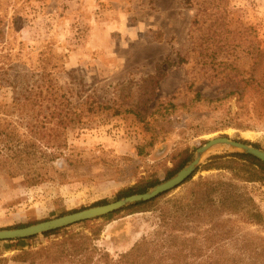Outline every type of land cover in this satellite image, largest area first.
Here are the masks:
<instances>
[{
    "label": "rangeland",
    "instance_id": "374dc122",
    "mask_svg": "<svg viewBox=\"0 0 264 264\" xmlns=\"http://www.w3.org/2000/svg\"><path fill=\"white\" fill-rule=\"evenodd\" d=\"M190 2L0 0V124L5 134H16L11 143L10 137L0 142V230L113 203L137 183L168 180L181 158L191 161L214 138L264 151V68L255 65L264 49V0ZM196 14L201 24L194 29ZM49 84L57 104L82 120L64 130L62 155L53 161V150L28 133L50 119L38 105L52 103L36 96ZM17 100L35 108L20 116L12 107ZM230 153L208 151L192 182L232 180L226 171L200 170L211 157ZM190 184L165 193L160 207ZM242 187L262 224L220 219L232 232L214 245V262L262 264L256 257L264 254V182ZM157 214L122 212L65 230L104 225L95 243L117 257L156 231ZM8 243L0 242L1 257L21 264ZM31 243L38 248L49 239Z\"/></svg>",
    "mask_w": 264,
    "mask_h": 264
},
{
    "label": "trees",
    "instance_id": "16d2710c",
    "mask_svg": "<svg viewBox=\"0 0 264 264\" xmlns=\"http://www.w3.org/2000/svg\"><path fill=\"white\" fill-rule=\"evenodd\" d=\"M184 2L191 3L190 0H184ZM202 13H206V10ZM197 16L196 14L192 22L194 29L201 24ZM211 17L215 18V15H210ZM260 62L263 63L264 68V49L259 51L258 62L255 65L258 67ZM52 88L54 87L51 84L46 85L45 92L40 91L36 95L42 101L52 103L49 108L38 105L39 112L47 110L50 119L43 122L37 130L28 132L34 138V143L53 150L50 153V161L62 155L61 151L65 146L64 130L82 123L79 114L65 111L61 108V103L57 104L60 98L56 91H52ZM196 98H200L199 93L196 94ZM25 100L28 101V99ZM17 101H14L12 107L20 116H28L35 108L33 102L29 104ZM99 106L97 105V108ZM87 112H92V107L88 108ZM48 122L54 123L48 125ZM11 133L16 137L14 132ZM11 133L5 134L0 124V142L4 141L2 137H10L11 143ZM242 143L246 144V142ZM24 145L26 146L27 143ZM23 154L25 158L30 157L28 152ZM189 162V155L181 158L175 168L168 172L167 178L173 176ZM200 170L226 171L232 174L233 179L223 181L200 177L192 182L197 171L185 182V184L191 183L190 187L184 193L165 200L164 208L160 207V200L169 194L160 195L149 202L131 205L102 218L105 222H109L122 212L128 216L158 211L156 231L150 237L141 238L128 252L117 257H112L95 243L100 238L104 225L84 226L81 230L68 235L65 229L46 233L43 237L48 238L49 243L38 248L32 246L31 242L36 239L32 237L17 240L11 244L9 242L5 249L18 251V255L12 259L21 264H227V262L212 260L214 245L228 240L232 232L230 229L227 231L228 220L221 222L219 220L223 217H237L244 222L262 224V215L256 209L252 199L245 194L242 184L264 182V165L249 155L230 153L211 157L200 167ZM158 183V181L137 183L120 191L117 199L145 193ZM105 203L101 201L96 205ZM83 224L85 223H81ZM1 256L0 254V264H6L8 259H3ZM263 256L264 254L259 253L256 257V259H262V264H264ZM250 261V264H257L258 260Z\"/></svg>",
    "mask_w": 264,
    "mask_h": 264
},
{
    "label": "water",
    "instance_id": "95a60500",
    "mask_svg": "<svg viewBox=\"0 0 264 264\" xmlns=\"http://www.w3.org/2000/svg\"><path fill=\"white\" fill-rule=\"evenodd\" d=\"M215 148H227L233 150L234 153L249 155L264 165V151L227 137L214 138L197 148L192 160L174 176L155 185L145 193L131 195L113 203L84 209L27 227L0 230V242H11L42 236L46 233L65 229L75 224L102 218L137 203H145L156 199L160 195L177 189L192 177L201 165L206 153Z\"/></svg>",
    "mask_w": 264,
    "mask_h": 264
}]
</instances>
